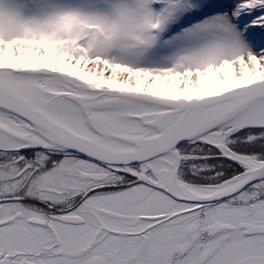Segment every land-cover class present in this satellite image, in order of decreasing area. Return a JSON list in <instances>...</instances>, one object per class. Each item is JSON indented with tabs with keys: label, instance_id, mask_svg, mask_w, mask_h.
<instances>
[{
	"label": "snow or ice",
	"instance_id": "obj_1",
	"mask_svg": "<svg viewBox=\"0 0 264 264\" xmlns=\"http://www.w3.org/2000/svg\"><path fill=\"white\" fill-rule=\"evenodd\" d=\"M0 264H264V0H0Z\"/></svg>",
	"mask_w": 264,
	"mask_h": 264
}]
</instances>
